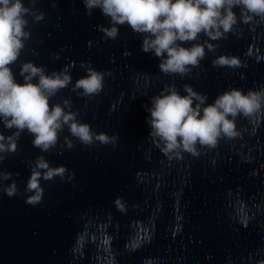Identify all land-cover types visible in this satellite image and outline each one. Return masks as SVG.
<instances>
[{"label":"clouds","instance_id":"clouds-1","mask_svg":"<svg viewBox=\"0 0 264 264\" xmlns=\"http://www.w3.org/2000/svg\"><path fill=\"white\" fill-rule=\"evenodd\" d=\"M37 2L28 0L29 6H26L23 0H0V123L4 129H14L7 136L0 131V163L17 152L18 141L25 131L33 137L32 145L42 153L55 149L58 144L61 149L65 146L71 149L74 142L70 137L86 147L96 143L115 147L118 142L117 135L97 133L91 125L79 120L78 111L72 110L70 98L63 99L62 103H50L58 92L69 85L77 96H98L111 72L96 70L90 61H82L80 66L86 74L73 83L72 64L47 73L43 66L27 61L20 65L19 75L23 82L17 81L11 66L17 62L25 43L31 38L27 18L31 17L34 22L45 18V14L35 7ZM82 3L88 16L93 14L94 9H99L101 15L108 19L109 26L97 25L103 33V40L115 39L123 25L141 34V50L146 54L152 53L158 59V68L165 75H178L183 79L193 68L200 66L208 52H216L219 45L210 41L227 39L229 34L242 38L244 28L241 25L247 26L253 34V43L247 48L245 56L254 58L257 63L264 61V54L256 43L264 37V33L257 32L264 25V0H82ZM55 6L53 0L52 7ZM201 33L207 38L203 43L184 46L187 42L199 41ZM88 46H92L91 41ZM124 55L130 53L125 50ZM212 65L231 69L246 67L239 56L230 54L216 56ZM183 92L185 94H181L172 83L151 96L150 102L144 105L148 113L145 118L149 128L147 139L168 165L184 161L185 154L192 158L206 156L216 150L222 140L232 144L242 163L250 164L255 160L253 152L259 149V144L250 145L245 135L256 137L264 125V85L249 88L247 92L230 88L218 94L212 103H208L206 93L196 91L191 85L184 84ZM241 119L246 123L238 127L237 122ZM65 127L70 135L64 136L63 143H60ZM215 162L213 159L212 163ZM28 166L30 176L24 194L25 203L31 206L43 203L45 190L41 180L51 181L56 177L65 183L74 180L75 173H70L64 165L52 167L44 155L37 156ZM261 167L264 168V165ZM13 175L0 170V191L9 198L20 194ZM250 175H259V171L254 170ZM136 179L138 183H145L150 182L152 177L138 173ZM10 180L12 182L5 185ZM179 194L176 193L177 196ZM227 198L228 207L232 209L230 220L245 229L264 209L260 203L250 205L239 191L234 194L228 190ZM113 204L120 213H127V201L123 197H117ZM80 219L84 222L83 227L69 248L73 264L85 258L89 264H119L117 258L123 253L113 247L115 236L108 231L112 226L111 214L106 220L99 218L98 214L90 216L88 213ZM176 219L179 221L182 218L177 216ZM181 230L178 224L172 237L178 236ZM152 239L151 220L147 223L134 222L124 250L134 253L150 244ZM89 245L93 249L90 255ZM226 259L227 264H235L231 253ZM142 264H158V261L144 258ZM246 264H264V248L249 253Z\"/></svg>","mask_w":264,"mask_h":264}]
</instances>
